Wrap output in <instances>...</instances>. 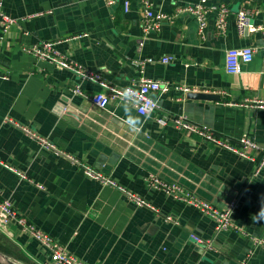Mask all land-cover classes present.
<instances>
[{"label": "crops", "instance_id": "1", "mask_svg": "<svg viewBox=\"0 0 264 264\" xmlns=\"http://www.w3.org/2000/svg\"><path fill=\"white\" fill-rule=\"evenodd\" d=\"M197 1L150 0L154 13L171 18L145 33L142 0H129L128 11L122 0L112 6L104 0H0L1 12L14 20L0 44V196L85 264H264V247L249 253L250 236H264V220H252L264 194V168L252 177L254 162L156 121L184 115L231 142L248 134L264 148V108L256 107L264 100V39L259 31L236 28L244 2L255 10L252 21L261 23L264 0H208L225 4L229 13L224 32L215 26L216 12L207 13L202 35L194 16L178 11ZM43 41L117 86L141 75L137 60L170 55L168 63H146L143 72L169 90L157 93L159 109L141 115L143 130L135 133L124 123L120 102L111 99L105 108L91 102L89 96L105 92L98 83L23 49ZM244 46L255 48L252 60L239 73H227L226 49ZM76 86L80 93L73 92ZM175 86L219 99L188 98ZM67 154L157 211L86 176ZM150 173L214 207L238 199L231 218L243 232L217 231L196 207L148 187ZM0 253L18 264H53L49 251L14 224L0 228Z\"/></svg>", "mask_w": 264, "mask_h": 264}, {"label": "built area", "instance_id": "2", "mask_svg": "<svg viewBox=\"0 0 264 264\" xmlns=\"http://www.w3.org/2000/svg\"><path fill=\"white\" fill-rule=\"evenodd\" d=\"M118 1L119 0H104V2L109 6L116 4ZM122 3L125 11H128L129 0H122ZM178 11H183L194 16L197 21L198 32L201 35L203 34L207 24V13L210 11H215L217 14L215 19L216 28L220 32H224L226 29V16L229 13V8L225 4H208V0H198L192 4L180 7ZM254 13L255 10L246 6L244 2V5L236 11V28L240 34H242L245 29H247L249 32L259 31L261 32L262 38L264 39V20L259 24H255L252 21V16ZM170 18L171 16H168L162 12L154 13L151 9L150 0H142L141 22L143 31L145 33L152 29H158L162 20H167ZM12 23H14V20L9 16L4 15L0 9V44L2 42V34L7 32ZM139 45H142V40L139 41ZM23 49L37 60L48 61L59 68H65L72 71L81 80H89L98 83L105 90V92L94 93L89 96V98L93 104L101 108H105L111 99L117 100L121 103L122 90L125 88H131L135 90V95L139 101V103L133 106L138 114H144L146 112L151 114L159 109V104L156 97L157 93L160 91L165 92L169 90V84L167 82H160L148 78L143 75V72L146 63H151L156 60L161 61L162 63H168L173 58L170 55H165L157 59L146 57L137 60L135 65L138 67L141 75L137 79H133L132 82L125 86H117L105 81L99 73L80 66L67 56L60 53L55 47V42L53 41H43L38 45H32L28 47L25 46ZM254 52L255 48L251 46L231 47L226 49L224 55V67L226 72L230 74L239 73L241 71L242 63L250 62L253 58ZM175 89L181 90L183 95L190 91V88L187 86H175ZM73 92L80 93L81 91L79 86L74 87ZM256 107L264 108V100L256 102ZM5 120L13 123V121L9 118H5ZM156 121L160 125L171 124L174 127L183 130L186 134H195L217 147L229 150L243 159L254 162L255 169L252 176L256 175L262 168H264V148H262L260 144L248 134H245L239 137L236 141L231 142V140L228 138L217 136L207 126H201L192 123L184 115H160L156 118ZM22 128L29 136L37 139V141L43 146L55 150V146L48 140L37 136L24 126H22ZM66 156L73 162L77 163L82 168L86 176L99 181L103 185H109L117 188L120 192L133 199L138 206L149 207L157 211L155 208H153V206L150 205L149 202L127 190L108 175L103 174L99 170H96L89 165L79 162L69 154ZM18 174L22 178H26L24 174L20 172H18ZM145 181L148 187L158 189L166 194H170L175 199L199 209L205 216L214 222V228L217 231L235 230L241 233L243 232L240 227L233 223L231 218L232 213L237 207L238 199H233L232 201L228 202L225 207L218 208L210 205L204 200H201L191 191L185 190L175 181H164L153 173H150L145 178ZM37 186L42 188V185L40 184H37ZM165 220L172 221L174 219L171 218V216H165ZM9 224H14L20 232L27 234L30 238L34 239L44 248H46L50 253L53 264H85L82 260L70 254L64 248V246L60 245L51 236L44 233L34 224L28 222V220L23 215L14 209L8 199L2 198L0 196V228H6ZM190 236L197 243L203 242L196 234H191ZM250 239L253 246V249L249 252L250 254L256 247H264V236L251 235ZM207 247L210 248V244H207Z\"/></svg>", "mask_w": 264, "mask_h": 264}, {"label": "clouds", "instance_id": "3", "mask_svg": "<svg viewBox=\"0 0 264 264\" xmlns=\"http://www.w3.org/2000/svg\"><path fill=\"white\" fill-rule=\"evenodd\" d=\"M137 103H139V101L135 95L134 89L125 88L122 90L121 107L124 110V123L131 131L140 133L143 130V125L145 122V119H142L141 115L147 118L149 113L146 112L144 114H138V112L133 108V106ZM252 220L254 222L264 220V194H262L260 197V208L256 214L252 215Z\"/></svg>", "mask_w": 264, "mask_h": 264}, {"label": "water", "instance_id": "4", "mask_svg": "<svg viewBox=\"0 0 264 264\" xmlns=\"http://www.w3.org/2000/svg\"><path fill=\"white\" fill-rule=\"evenodd\" d=\"M247 29L244 30L246 32ZM188 98H205V99H213V100H218L219 95L218 94H213V93H203V92H188L186 94ZM258 174V173H257ZM256 174V175H257ZM255 176V175H254ZM253 177V176H252ZM251 177V178H252ZM0 263L1 264H18L12 260H10L7 256L3 255L0 253Z\"/></svg>", "mask_w": 264, "mask_h": 264}]
</instances>
